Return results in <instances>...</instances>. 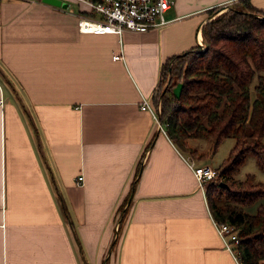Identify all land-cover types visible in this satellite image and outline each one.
<instances>
[{
	"label": "crops",
	"instance_id": "0c3cea01",
	"mask_svg": "<svg viewBox=\"0 0 264 264\" xmlns=\"http://www.w3.org/2000/svg\"><path fill=\"white\" fill-rule=\"evenodd\" d=\"M248 2L264 10L176 0L165 26L119 36L80 32L79 0H0V264H241L190 162L216 166L140 104L161 102L162 65L204 45L207 20Z\"/></svg>",
	"mask_w": 264,
	"mask_h": 264
},
{
	"label": "trees",
	"instance_id": "16d2710c",
	"mask_svg": "<svg viewBox=\"0 0 264 264\" xmlns=\"http://www.w3.org/2000/svg\"><path fill=\"white\" fill-rule=\"evenodd\" d=\"M202 36L204 46L162 65L154 99L161 101L166 133L184 153L206 155L190 144L191 138L211 140L214 151L223 139H235L206 195L216 220L234 226L241 264H264V201L255 213L245 210L264 200V182L252 173L234 177L250 152L264 167V10L249 2L230 6L202 25Z\"/></svg>",
	"mask_w": 264,
	"mask_h": 264
},
{
	"label": "built area",
	"instance_id": "2783aa9c",
	"mask_svg": "<svg viewBox=\"0 0 264 264\" xmlns=\"http://www.w3.org/2000/svg\"><path fill=\"white\" fill-rule=\"evenodd\" d=\"M79 1L88 5V12H82L78 17L80 32L115 33L122 36L127 30L145 32L168 24L170 20L166 18L165 13L175 4L176 0ZM114 57L119 59L121 54H115ZM140 108L149 111L156 119L158 127L165 131L160 120L161 102L155 104L149 98L143 97ZM190 166L194 169L200 187L203 191H206L208 182L216 176L215 168L210 165L195 166L193 162H190ZM78 180H83V176H78ZM213 222L227 249L239 259L236 250L239 239L234 226L229 222H219L216 218Z\"/></svg>",
	"mask_w": 264,
	"mask_h": 264
},
{
	"label": "rangeland",
	"instance_id": "374dc122",
	"mask_svg": "<svg viewBox=\"0 0 264 264\" xmlns=\"http://www.w3.org/2000/svg\"><path fill=\"white\" fill-rule=\"evenodd\" d=\"M216 13L217 12L213 13L211 16H213ZM262 73H264V70H262ZM256 82H257V77L254 79V82L252 84V92L254 90L253 87L256 84ZM180 89H181V83L176 85L175 91L179 92ZM205 140L206 139H203L202 142H204V148L206 149V151H208L207 154L204 156L205 159L207 160L206 162L208 164H211L212 166H216V167H218L222 163V161L229 156L230 151L235 144V139L233 137H228V138L223 139L222 142L219 144L218 148L216 149V151H214L212 149V143H210L208 145V142ZM261 141L264 144V137L261 139ZM188 155L195 156V155H191L189 153H188ZM249 173L254 174L256 181H263L264 182V167H261L258 164L256 156L252 152L247 154V158H246L245 163L243 165H241L239 170L234 174V177L244 179L246 177V175ZM209 182H208V184H209ZM262 201H264V200L261 199V200L257 201L256 203L245 206V210L247 212H250V213H255L258 204Z\"/></svg>",
	"mask_w": 264,
	"mask_h": 264
},
{
	"label": "water",
	"instance_id": "95a60500",
	"mask_svg": "<svg viewBox=\"0 0 264 264\" xmlns=\"http://www.w3.org/2000/svg\"><path fill=\"white\" fill-rule=\"evenodd\" d=\"M46 1H50V2H53V3H58L59 4L60 0H46Z\"/></svg>",
	"mask_w": 264,
	"mask_h": 264
}]
</instances>
